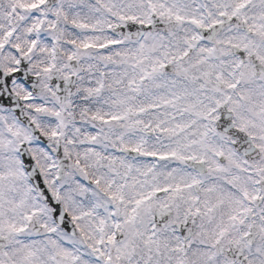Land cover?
Masks as SVG:
<instances>
[{
    "label": "snow or ice",
    "instance_id": "snow-or-ice-1",
    "mask_svg": "<svg viewBox=\"0 0 264 264\" xmlns=\"http://www.w3.org/2000/svg\"><path fill=\"white\" fill-rule=\"evenodd\" d=\"M0 264H264V0H0Z\"/></svg>",
    "mask_w": 264,
    "mask_h": 264
}]
</instances>
